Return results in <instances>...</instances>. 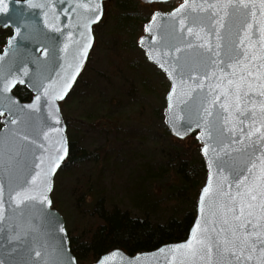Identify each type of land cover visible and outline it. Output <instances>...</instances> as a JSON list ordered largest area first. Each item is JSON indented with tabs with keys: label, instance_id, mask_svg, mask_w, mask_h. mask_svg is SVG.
<instances>
[{
	"label": "water",
	"instance_id": "1",
	"mask_svg": "<svg viewBox=\"0 0 264 264\" xmlns=\"http://www.w3.org/2000/svg\"><path fill=\"white\" fill-rule=\"evenodd\" d=\"M105 1L92 0L89 4V8L93 5L99 7V19L95 22L93 19L97 13L78 7L80 0H19L10 13L0 16V24L4 25L0 27H8L12 32L0 52V101L5 109L0 115V199L9 221L7 231L0 233V261L3 264H79L71 252L64 217L51 201L54 177L67 154L49 176L50 191L42 189L50 205L16 208L10 196H14L24 185L30 173L38 171L35 164L39 159L44 160L43 167L47 170L52 159L63 155V152L56 151L58 146L68 153L66 127L59 109L62 99L55 97L60 94L65 81L76 72L77 65L80 67L75 80L64 97L82 71L94 41L92 27L101 20ZM139 1L151 4L171 0ZM177 1L178 4L171 10H156L151 14L137 43L147 61L168 81L164 96V125L177 139L194 133L199 144L206 171L196 198L193 221L182 240L135 254L113 248L89 264H178L180 254H173L170 250L191 239L195 226L202 219V190L217 173L214 164L216 153L212 148L216 147L218 152L221 140L227 143L229 139L239 137V133L233 137L227 131L223 137L208 133L204 123L198 120L196 108L201 100H206L205 106L215 111L211 103L214 93L210 89L216 83L213 72L219 74V69L208 63L206 50L199 47L203 41L187 32L188 27L194 32L199 31L203 27L199 21L206 22L208 12L191 7L178 12L185 5V0ZM222 2L189 0V4L205 8L208 4ZM251 2L255 4L251 11L256 13V17L253 19L248 10L235 13L228 21L230 32L225 33L227 40L224 43L236 41L242 35V26L246 21L254 25L257 21L264 23V16L260 14L261 0ZM181 21L184 23L181 24ZM204 31L208 32V29L204 28ZM85 36L90 37L91 47L81 58L87 43ZM207 39L213 45L217 42L214 35H209ZM45 48L47 55L42 54ZM17 84L25 86L33 94L29 101L22 102L11 92ZM9 87L10 91H5ZM46 90L48 95H45ZM10 112L15 115L10 116ZM10 119H16L17 123L10 124ZM22 134L29 137L27 142L20 138ZM212 135L216 137L214 140ZM206 146L209 149L207 154L204 152ZM241 147L240 144L232 145L234 149ZM16 153H19L18 159ZM233 156L237 162H243L239 153L233 152ZM58 228H63V232H59ZM34 251H40L42 256L35 257Z\"/></svg>",
	"mask_w": 264,
	"mask_h": 264
},
{
	"label": "snow or ice",
	"instance_id": "2",
	"mask_svg": "<svg viewBox=\"0 0 264 264\" xmlns=\"http://www.w3.org/2000/svg\"><path fill=\"white\" fill-rule=\"evenodd\" d=\"M18 2L0 0V16L10 13ZM90 3L92 0H80L78 7L97 13L93 19L95 22L99 19L100 10L98 5L89 8ZM189 7L208 12L206 22L199 21L203 24L199 31L194 32L188 27L187 32L203 41L199 47L206 50L208 63L219 69V74L213 72L216 83L210 89L214 93L211 103L215 111L205 106L206 100H201L196 108L198 120L204 123L208 133L223 137L227 131L233 137L239 133V137L229 139L227 143L221 140L218 152L216 147L212 148L216 153L214 164L217 173L202 190L201 204L204 207L201 222L195 226L187 243L170 251L180 254L178 264H264V23L257 21L254 25L246 21L242 26V35L236 41L224 43L227 40L225 33L230 32L229 19L241 10H248L254 19L256 13L251 9L255 4L251 0H223L205 8L185 0V5L178 12ZM260 14L264 16V0H261ZM8 18L11 19V16ZM209 35H214L215 45L208 41ZM85 39L87 43L81 58L91 47L90 37L85 36ZM42 54L47 55L46 48ZM79 67L77 65L76 72L65 81L56 99L64 98ZM5 91H10V87ZM48 94L46 90L45 95ZM4 110L0 101V115ZM12 115L15 114L10 112ZM9 123L16 124L17 120L10 119ZM20 138L25 142L29 140L26 134ZM211 138L214 140L216 137L212 135ZM233 144L242 147L234 149ZM56 151L63 152V155L52 159L47 170L43 167L44 160L39 159L35 164L38 171L30 173L24 185L14 196H10L16 208L50 205L42 189L50 191L49 176L67 154L62 146H58ZM208 151L206 146L205 154ZM233 152L239 153L242 163L237 162ZM16 158H19V153H16ZM8 225L3 200L0 199V233L6 232ZM57 230L63 232V228ZM34 255L41 257L42 253L34 251ZM0 264L3 262L0 261Z\"/></svg>",
	"mask_w": 264,
	"mask_h": 264
},
{
	"label": "trees",
	"instance_id": "3",
	"mask_svg": "<svg viewBox=\"0 0 264 264\" xmlns=\"http://www.w3.org/2000/svg\"><path fill=\"white\" fill-rule=\"evenodd\" d=\"M142 5L139 0H106L103 4V16L97 25L106 19L115 36L119 37L122 52L139 48L138 35L153 13H142ZM159 5V10L168 11L176 4L169 1ZM128 66L132 68L142 96L152 92L145 71H148L147 66L153 65L148 63L145 55ZM135 66L140 69L135 70ZM155 70L156 74L163 76L156 67ZM157 87L158 95L164 101L167 85L158 83ZM17 94L23 100V93ZM138 103L127 112L103 113V110H98L83 116L65 114L68 153L59 171L78 168L84 162L92 164L89 170L76 177V183L71 186L74 208L81 217L80 223L76 224L80 230L77 228L71 233L65 221L70 248L79 264L93 262L112 248L134 254L182 240L193 221L196 198L206 171L194 133L187 136H193L190 142L193 146L185 144L183 140L186 138L173 137L164 125V104L155 107L150 101ZM143 109L148 110V117L158 125L155 133L142 134L149 147L142 144L141 148H127L126 153H122L129 156L119 159L114 154L122 153L110 147L108 142L95 148H86L82 144L78 124L103 130L108 135L118 131L120 122L133 119L138 115L137 110ZM132 154H141V158L123 174V161H132L137 157ZM106 172L111 177V188L106 184ZM122 176H125L124 179ZM112 192L115 198L120 202L126 201L128 206L124 208L115 203L110 195ZM51 201L55 208L52 192ZM135 209L138 213L134 212Z\"/></svg>",
	"mask_w": 264,
	"mask_h": 264
},
{
	"label": "rangeland",
	"instance_id": "4",
	"mask_svg": "<svg viewBox=\"0 0 264 264\" xmlns=\"http://www.w3.org/2000/svg\"><path fill=\"white\" fill-rule=\"evenodd\" d=\"M159 8L160 5L157 3L143 4L140 6V11L148 15ZM94 30L96 33L95 42L85 66V69L89 68V70L84 69L80 80L73 87L64 104V114L83 116L93 111L96 113L98 110H103V113L127 112L132 107H135V104H139L138 102L145 104L148 101L155 107L163 106L164 101H161V96L159 97L158 95L159 87H157V84L165 83L168 88L165 76L159 73L156 74L154 65L147 66L148 71L146 70L145 73L152 87V92L143 97L132 68L128 66L129 63L135 60H141L144 55L143 51L135 48L122 52L119 48L121 45L119 37L115 36L106 19L100 25H96ZM141 35L142 32L138 37ZM142 68L141 77L143 76ZM90 69L95 72L90 71ZM139 69L135 66V70ZM159 86L161 87L162 84H159ZM147 111L146 109H143V111L137 110L138 115H135L133 119L123 120L119 123L118 131H113L108 135L103 130L78 124L81 142L86 148L103 146L108 142L110 147L119 149L121 153L125 150L127 151V148H141L142 144L144 147H149V142L142 138V134L155 133L158 125L152 118L148 117ZM183 141L185 144H190L193 141V136L186 137ZM127 142L130 144H127ZM190 145L193 146L192 144ZM125 153L114 154V156L119 159H125L129 156V154ZM132 155L134 157L137 156L136 159L123 161V174L127 173L134 162L141 158V154ZM112 159L114 160L113 157ZM91 166L90 162H84L78 168L59 171L54 177L52 197L56 205L55 208L63 215L71 233L77 231L76 229L79 227L76 224L80 223L81 220L80 215L74 208L71 186L74 182L76 183V177L80 173L89 170ZM106 174V184H108L109 188L111 177L108 172ZM124 177L122 176L123 179ZM110 195L115 203L124 208L128 206L126 201L120 202L119 199L115 198L113 192ZM134 212H137L136 209Z\"/></svg>",
	"mask_w": 264,
	"mask_h": 264
},
{
	"label": "flooded vegetation",
	"instance_id": "5",
	"mask_svg": "<svg viewBox=\"0 0 264 264\" xmlns=\"http://www.w3.org/2000/svg\"><path fill=\"white\" fill-rule=\"evenodd\" d=\"M171 1H175V4L177 5L178 4V1L177 0H171ZM169 2V1H168ZM166 3V2H165ZM157 4H161V3H157ZM175 5V6H176ZM174 6V7H175ZM173 7V8H174ZM159 10V9H158ZM171 10V9H170ZM169 11V10H168ZM100 22V21H99ZM98 22V23H99ZM97 23V24H98ZM97 24H95V25H93V27H92V32H93V36H94V41H93V45H94V42H95V30H94V27L97 25ZM4 31H6V33H4L3 34V32ZM0 39H1V41H2V43H1V45H0V52L2 51V49L4 48V46H5V43H6V39L11 35V29L10 28H8V27H6V28H2V27H0ZM93 45H92V47H93ZM92 49V48H91ZM91 51V50H90ZM90 54V53H89ZM88 58H89V55H88ZM87 58V59H88ZM86 62H87V60H86ZM86 62H85V64H86ZM85 64H84V67H85ZM84 67H83V69H84ZM83 69H82V71L80 72V74L78 75V77H77V79H76V81H75V83H74V85L72 86V88H71V90L67 93V95L61 100V101H59V109H60V113H61V115H62V118H63V122H64V124H65V127H66V115L64 114V111H63V107H64V104H65V102L67 101V99H68V97H69V95H70V93H71V91H72V89H73V87L75 86V84L80 80V78H81V75H82V72H83ZM11 92L16 96V97H18V99L20 100V101H22V102H27V101H29L30 99H31V97L33 96V94L25 87V86H23V85H19V84H17V85H15L14 87H13V89L11 90ZM17 93H23V100H21V98L18 96V94ZM1 119H2V116H0V127H1ZM66 136H67V134H66ZM68 140V139H67ZM60 169V168H59ZM59 171V170H58ZM64 222H65V220H64ZM67 230V229H66ZM69 236V235H68ZM69 244H70V242H69ZM113 249V248H112ZM121 249V248H120ZM72 252V251H71ZM139 252H142V251H139ZM105 253V252H104ZM137 253V252H136ZM135 254V253H134ZM99 257V256H98ZM96 260V259H95ZM94 260V261H95ZM90 263H92V262H90ZM87 264H89V263H87Z\"/></svg>",
	"mask_w": 264,
	"mask_h": 264
}]
</instances>
